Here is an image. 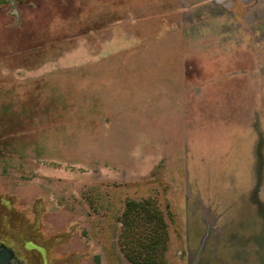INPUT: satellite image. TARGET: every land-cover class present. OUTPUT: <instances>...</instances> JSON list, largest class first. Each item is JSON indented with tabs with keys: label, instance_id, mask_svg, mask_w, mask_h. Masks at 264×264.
I'll list each match as a JSON object with an SVG mask.
<instances>
[{
	"label": "rangeland",
	"instance_id": "1",
	"mask_svg": "<svg viewBox=\"0 0 264 264\" xmlns=\"http://www.w3.org/2000/svg\"><path fill=\"white\" fill-rule=\"evenodd\" d=\"M264 264V0H0V264Z\"/></svg>",
	"mask_w": 264,
	"mask_h": 264
},
{
	"label": "trees",
	"instance_id": "2",
	"mask_svg": "<svg viewBox=\"0 0 264 264\" xmlns=\"http://www.w3.org/2000/svg\"><path fill=\"white\" fill-rule=\"evenodd\" d=\"M117 222V247L128 263L164 264L167 224L155 199L125 200Z\"/></svg>",
	"mask_w": 264,
	"mask_h": 264
}]
</instances>
